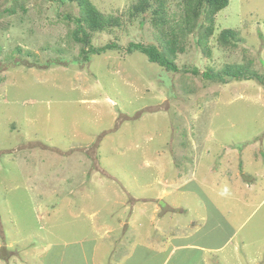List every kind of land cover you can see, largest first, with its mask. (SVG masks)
<instances>
[{
	"label": "rangeland",
	"instance_id": "1",
	"mask_svg": "<svg viewBox=\"0 0 264 264\" xmlns=\"http://www.w3.org/2000/svg\"><path fill=\"white\" fill-rule=\"evenodd\" d=\"M15 1L0 0V264H143L146 234L176 244L180 227L219 249L210 264H264V0H230L208 41L201 19L177 72L126 51L156 43L150 12L129 20L137 0H90L122 27L88 63L76 4ZM161 1L181 22V0ZM226 66L263 82L203 76Z\"/></svg>",
	"mask_w": 264,
	"mask_h": 264
},
{
	"label": "trees",
	"instance_id": "2",
	"mask_svg": "<svg viewBox=\"0 0 264 264\" xmlns=\"http://www.w3.org/2000/svg\"><path fill=\"white\" fill-rule=\"evenodd\" d=\"M55 1V2H54ZM62 0H51L50 2H60ZM76 4L79 9L77 16H69L75 24L73 31V41L80 45V55L83 63L89 62L92 55L106 54L109 51L120 49L117 43L111 42L103 47H95L93 38L98 33L112 34L116 29L122 27L120 16H106L100 12L90 0H64ZM17 0L15 1L16 4ZM230 4V0H181L182 18L181 22L173 23L169 17V12L161 0H137L129 11V20L134 22L147 13H151L150 22L155 31L156 43H130L126 48L129 54L136 51L144 54L151 63L158 64L167 71L177 72L174 59L185 52V41L187 36L193 35L198 22L204 20L203 40L208 41L214 34L217 15L225 10ZM20 6V5H19ZM221 47H234L239 42V31L232 29L223 30L217 37ZM210 52V51H209ZM205 54H209L208 52ZM198 72V71H196ZM207 80L226 83V79L259 80V77L250 71L249 66H226L221 71H213L209 68L203 73ZM263 82V81H262Z\"/></svg>",
	"mask_w": 264,
	"mask_h": 264
},
{
	"label": "crops",
	"instance_id": "3",
	"mask_svg": "<svg viewBox=\"0 0 264 264\" xmlns=\"http://www.w3.org/2000/svg\"><path fill=\"white\" fill-rule=\"evenodd\" d=\"M164 194H167L164 192ZM166 204V203H165ZM156 208V207H155ZM154 208V209H155ZM176 208H180V212H184L185 208H181L180 206H176ZM175 208V209H176ZM173 209L172 211H175ZM171 210H169L167 213H169ZM155 212V211H153ZM160 216V223L162 224L163 231L168 229L172 222H167L166 215ZM152 222H155V216L152 218ZM159 223V224H160ZM129 225H127L126 228H128ZM184 230H188L187 227H180L179 230L176 233L170 232L166 234L167 236H172L174 234H179V237L174 238L176 240V244L171 242H160L161 240H166L165 235H159L155 238L149 237L150 233H147L146 236L150 239V242L144 243V245L137 247L139 248V251L143 254V258L146 259V262L143 264H155L157 263V258L163 257L164 260H162V264H210L209 263V255L212 254L214 251L218 252L219 249L211 248L210 246L206 247L201 244H198L196 242H191V238L195 236L197 233H199V228L196 229V233L193 236H190L188 232H184ZM193 231V230H192ZM110 231L105 232V236L109 235ZM143 236V235H142ZM158 238V239H157ZM165 238V239H164ZM114 244H111L112 246ZM132 252L137 251L133 250V248L130 250ZM116 252V249H115ZM207 255V257H206ZM129 257H126L128 259ZM2 259V258H1ZM4 259V258H3ZM111 256H108V258L105 259V263L102 264H114L113 262H110ZM184 259V260H182ZM116 264H122V263H116Z\"/></svg>",
	"mask_w": 264,
	"mask_h": 264
}]
</instances>
